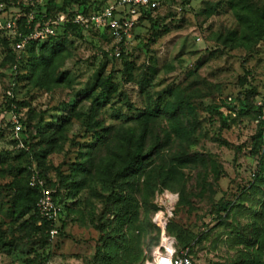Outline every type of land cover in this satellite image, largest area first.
Returning a JSON list of instances; mask_svg holds the SVG:
<instances>
[{"label":"rangeland","instance_id":"374dc122","mask_svg":"<svg viewBox=\"0 0 264 264\" xmlns=\"http://www.w3.org/2000/svg\"><path fill=\"white\" fill-rule=\"evenodd\" d=\"M1 4L0 16L21 13L24 24V0ZM263 8L264 0H166L153 22L134 28L129 69L92 32L70 37L42 76L45 89L4 69L0 106L14 86L31 103L22 112L34 149L0 135V264H146L163 234L193 264H264V142L255 148L264 138V35L244 22ZM0 36L17 50L7 30ZM166 104L176 111L164 113ZM144 123V163L126 169L124 136ZM96 132L98 149L83 165ZM34 174L49 214L39 200L13 209ZM60 177L73 186L64 201L48 184ZM36 210L55 226L41 229Z\"/></svg>","mask_w":264,"mask_h":264},{"label":"trees","instance_id":"16d2710c","mask_svg":"<svg viewBox=\"0 0 264 264\" xmlns=\"http://www.w3.org/2000/svg\"><path fill=\"white\" fill-rule=\"evenodd\" d=\"M9 1V0H5ZM107 0H62V3H58L56 0H48L46 2L45 8L41 6H36L34 4H31L30 2H27L25 4L26 0H24V12L26 14H29L31 11H35L36 13V20L40 17V14H44L46 11L47 15H54L55 13L65 10V7L72 2L79 3L85 12H93L96 10L101 9ZM166 1V0H165ZM163 2V4L165 3ZM159 9V8H158ZM153 10L151 12H147L146 14L142 15L138 22L136 23V27L142 25L145 21H154L153 14L158 10ZM245 24L248 26L249 29L252 31H256L259 36L264 35V8L263 12L255 19H246L244 20ZM26 23V19L24 17V24ZM92 34H97L102 36L103 38L109 40L111 42V38H109V34L107 32H103L100 30H93L90 31ZM89 32V33H90ZM88 32H85V30L80 27L77 24L68 23L65 26H62L59 33L49 38L48 40H45L43 42L38 43H31L28 45L24 50H14L7 38L0 36V47L2 49L3 58L0 61V79L4 78V72L3 70L6 68H12L14 72V81L16 83H23L24 81L28 80H34L35 81V87L41 89H45L46 84H44L41 79L42 76L45 75L47 72V69L49 66H51L54 62V60L61 54V52L65 49L66 44H70L73 41L71 38H85L86 34ZM71 37V38H70ZM72 41V42H71ZM108 56V53H107ZM132 55L130 53L126 52L125 47L122 48V53L120 57L112 56V59L119 60L123 63L124 66H133V59H131ZM129 69V67H128ZM65 73L60 74V76L57 79L58 82L62 81L64 78H66ZM102 87L103 89L107 90L108 92L112 91L113 89V83L109 80V78L102 80ZM11 91V90H10ZM12 95H7V102L5 105L0 106V111L6 112L10 109H12L13 105L17 106L16 111L19 114V120L22 123L24 130H23V137L26 144V147L21 148L23 149L26 154L31 153L34 149V144L31 142L30 137V124L29 121L31 120L30 112L28 118H25L24 113L22 112L24 108L28 107L30 108V102L27 100H21L18 99L16 96V90L15 86L12 88ZM245 106V105H244ZM176 107L171 104H166L163 107V111L166 114L174 113L176 111ZM244 109V108H243ZM162 110L159 111L162 113ZM245 110V109H244ZM23 114H22V113ZM158 112V109L157 111ZM159 113V114H160ZM155 111L150 112L148 116H154ZM28 120V121H27ZM41 120H43V115L41 117ZM149 119L146 117L144 119L145 122H147ZM145 124L144 129H128L126 131L127 135L124 136V143L126 146L125 153L121 155L123 160H125L126 163V169L132 168L136 169L143 165L144 163V157H145V150L147 146L148 139L151 136V133L147 130V125ZM176 129V127H175ZM177 133H183L182 129L179 128L177 130ZM95 141L90 144V150H87L86 158L83 160V165H85V162L91 163V156L94 153L93 150L95 148L98 149V142L101 140L102 135L99 132H96L94 135ZM16 141V140H14ZM264 142V138L262 140L255 141V148L257 150H262L261 144ZM116 152H112L110 157H113V155ZM49 153H44L42 157L47 156ZM118 154V153H117ZM111 159V158H110ZM84 167V166H83ZM216 178H219V174L217 171ZM41 176L42 173L40 172ZM30 177L28 178L27 185L25 188L22 189V192L20 193V199H14L13 209L15 211H21L24 207V213L27 211V209L35 208L37 206V202L39 198L41 197V190L38 187H34L30 183ZM50 186H57V192L58 194L62 195L64 198L62 201H64L65 198H69L70 194L72 192V184H68L65 181V178L60 177L56 182H50L48 183ZM13 186V184H11ZM62 187V188H61ZM72 187V188H71ZM63 189V190H60ZM24 198V201H23ZM31 199V204H29V207L26 208V199ZM70 206V205H69ZM35 216L34 220L35 223L39 222L41 225V229L48 228L51 229L55 226V223L47 220V218L43 217L38 210H36V213H34ZM33 214V215H34ZM125 218V217H124ZM169 230V225H168ZM48 237V236H47ZM161 241V240H160ZM160 241L153 247L151 254L148 259L151 258L153 250L160 244ZM180 247H185L181 246ZM141 254L140 252L137 254V258L140 259ZM193 259V257H192ZM232 264H263L260 259H254V258H240L238 262H234Z\"/></svg>","mask_w":264,"mask_h":264},{"label":"built area","instance_id":"2783aa9c","mask_svg":"<svg viewBox=\"0 0 264 264\" xmlns=\"http://www.w3.org/2000/svg\"><path fill=\"white\" fill-rule=\"evenodd\" d=\"M48 0H26L36 6L45 8ZM165 0H107L105 5L96 11L85 12L81 5H74L65 10L59 11L54 15L40 14L36 20L35 11L29 14L24 13L26 23L21 24L20 13L16 18H4L0 16V29L7 30L15 40V49L24 50L31 43H38L56 36L62 26L68 23L77 24L85 32L93 30L105 31L109 34L112 43V54L120 57L122 48L126 47L132 40L133 30L139 18L160 8ZM0 5V11L3 9ZM22 17V14H21ZM24 20V19H23ZM24 26V27H22ZM7 95L11 96L10 90ZM5 113L0 111V135L13 136L20 148L26 147L23 130L24 127L19 120V114L16 111L17 106ZM34 174L31 185L38 186L40 180ZM48 192L44 191L39 199L41 210L46 212L49 204ZM51 204V203H50ZM52 207V204H51ZM50 207V210H51ZM57 232V231H54ZM168 240V241H167ZM146 264H193L192 256L188 250L178 249L173 242L163 234L160 244L153 250L152 256Z\"/></svg>","mask_w":264,"mask_h":264}]
</instances>
